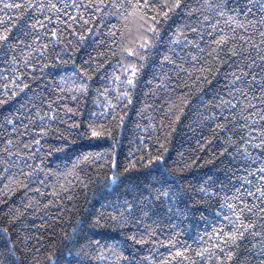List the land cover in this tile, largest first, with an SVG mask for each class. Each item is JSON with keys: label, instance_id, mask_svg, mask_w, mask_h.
I'll use <instances>...</instances> for the list:
<instances>
[{"label": "trees", "instance_id": "trees-1", "mask_svg": "<svg viewBox=\"0 0 264 264\" xmlns=\"http://www.w3.org/2000/svg\"><path fill=\"white\" fill-rule=\"evenodd\" d=\"M0 264H264V0H0Z\"/></svg>", "mask_w": 264, "mask_h": 264}]
</instances>
